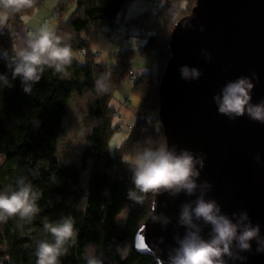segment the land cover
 Listing matches in <instances>:
<instances>
[{"label":"trees","instance_id":"16d2710c","mask_svg":"<svg viewBox=\"0 0 264 264\" xmlns=\"http://www.w3.org/2000/svg\"><path fill=\"white\" fill-rule=\"evenodd\" d=\"M46 0H35L33 9L9 18V28L0 31V74L9 84L0 83V190L15 188L18 177H25L39 193L38 211L29 220L19 216L0 222V262L17 257L18 264H36L37 243L52 240L44 223L72 216L77 237L69 241L59 264H85V246L92 244L104 264H158L151 256L135 250V236L152 213L156 194L146 195L143 204L134 203L128 192L134 188L132 171L123 161L132 159L142 142L167 145L160 119H141L132 127L115 153L109 150L113 135L121 129L115 123L117 110L111 107L115 90L133 74L131 60L136 54L152 56L157 63L156 78L150 74L136 79L135 92L148 112L159 110L160 82L171 59L170 43L175 24L192 13L197 0H158L156 10L125 21V11L135 0H60L56 14L60 19L55 31L70 38L73 59L66 75L45 67L41 80L32 91L23 90L21 79H13L7 56L17 43L22 15L42 7ZM72 11V12H71ZM123 23V24H122ZM125 23L139 29L147 42L137 52L117 56L116 65L98 62L92 44L101 31L112 36ZM110 73L109 91L97 94L96 79ZM75 98L84 99L91 120L92 145L82 161L90 167L86 209L78 208L86 189L82 171L75 164L65 165L58 156L65 119ZM113 185L118 187L113 193Z\"/></svg>","mask_w":264,"mask_h":264},{"label":"water","instance_id":"95a60500","mask_svg":"<svg viewBox=\"0 0 264 264\" xmlns=\"http://www.w3.org/2000/svg\"><path fill=\"white\" fill-rule=\"evenodd\" d=\"M169 47L171 59L160 82L159 119L168 147L191 152L200 176L192 196L156 194L152 213L135 236L139 255L164 264L178 246L177 237L186 233L179 221L182 205L200 195L215 200L234 222L246 212L264 237V123L247 114L234 119L221 114L216 100L230 81L248 77L254 85L251 102L264 101V0H197L192 13L175 24ZM182 65L199 69L200 77L181 79ZM155 213L163 214L157 223ZM196 223L207 239L210 226ZM251 245L249 251L234 248V257L242 259L226 257L227 264H264L257 241Z\"/></svg>","mask_w":264,"mask_h":264},{"label":"clouds","instance_id":"9594fccd","mask_svg":"<svg viewBox=\"0 0 264 264\" xmlns=\"http://www.w3.org/2000/svg\"><path fill=\"white\" fill-rule=\"evenodd\" d=\"M34 4L35 0H0V31L9 28L8 21L12 15L33 9ZM21 19L27 22L29 17L22 15ZM18 40L13 44L12 55L6 58L13 79L20 78L27 93L41 80L45 67L66 75L73 59H79L73 52L70 38L58 35L47 23L34 31H27ZM179 71L183 80L198 79L201 75L199 69L188 65H182ZM109 80V72L96 79L97 94L109 91ZM0 83L9 84L6 74H0ZM253 87L248 77L230 81L222 90V97H216L219 112L233 119L247 114L250 119L264 123V101L258 104L251 102ZM123 161L132 171L134 188L129 190L128 198L134 203L142 205L149 193L175 195L184 192L192 196L199 187L197 160L187 150L177 153L175 147L154 146L149 138L142 142L132 159L125 157ZM199 164L202 168L203 160ZM204 186L211 187L207 181H204ZM38 199L39 193L33 185L25 177H18L15 188L0 190V222L15 216L30 221L38 211ZM162 216V213H155L153 221L159 222ZM179 221L186 228V233L183 238L177 237L178 246L170 251L168 264H227L226 257L242 259L234 257V248L240 252L249 251L253 240L257 241V251L264 252L260 226L254 225L246 212L242 220L234 222L221 212L215 200L206 199L203 195L197 196L192 203L182 205ZM196 221L210 226L207 239ZM44 229L52 240L44 239L37 243L36 264H59V258L67 252L66 245L69 241L75 242L77 237L74 218L63 216L54 223L46 220ZM84 257L85 264H104L92 244L85 246ZM158 264H164V261L159 260Z\"/></svg>","mask_w":264,"mask_h":264},{"label":"rangeland","instance_id":"374dc122","mask_svg":"<svg viewBox=\"0 0 264 264\" xmlns=\"http://www.w3.org/2000/svg\"><path fill=\"white\" fill-rule=\"evenodd\" d=\"M60 0H46L42 7L33 10L26 14L29 19L23 20L20 29L17 32L18 38L22 37L27 31H34L41 25L47 23L49 28L54 30L59 19L56 14ZM156 1L151 0H135L130 3L125 11L126 20L130 21L141 14L154 11ZM72 12V11H71ZM69 15V14H68ZM65 16L64 20L68 18ZM64 15L60 18L62 19ZM123 24V23H122ZM5 28L4 30H6ZM3 30V31H4ZM117 30V31H116ZM112 36H108L105 31L99 32L95 41L92 44L94 53L98 56V62L108 66L116 65V58L118 55L128 51L137 52L144 47L147 40L141 36L140 30L125 23L122 27L113 30ZM79 56L82 62L83 57ZM158 66L156 60L152 56H143L136 54L131 60V72L135 74V78L142 76L145 71H150L152 76L156 78L158 73ZM136 79L132 80L130 77L126 78L121 85L115 90L111 107L117 110L115 123H119L121 129L118 130L109 142V150L115 153L120 148L123 141L127 139L131 127L141 119L155 120L158 124L159 113L148 112L142 107V99L135 92ZM92 131L91 120L88 109L84 99L75 98L71 104L70 112L65 119L64 134L61 139L60 152L58 156L62 159L65 165L75 164L82 168V185L87 190L78 208L80 210L86 209L87 192L89 185L90 167L82 161L83 154L92 145V138L90 133ZM113 193L116 194L118 187L113 185ZM5 261L0 262L4 264ZM7 264H18L17 257L11 260H6Z\"/></svg>","mask_w":264,"mask_h":264},{"label":"built area","instance_id":"2783aa9c","mask_svg":"<svg viewBox=\"0 0 264 264\" xmlns=\"http://www.w3.org/2000/svg\"><path fill=\"white\" fill-rule=\"evenodd\" d=\"M151 1H156V0H151ZM154 3H155V9H153V10H156L158 3L157 2H154ZM58 17H60V13H58ZM130 78L132 80H134L135 79V75L134 74H131Z\"/></svg>","mask_w":264,"mask_h":264},{"label":"crops","instance_id":"0c3cea01","mask_svg":"<svg viewBox=\"0 0 264 264\" xmlns=\"http://www.w3.org/2000/svg\"><path fill=\"white\" fill-rule=\"evenodd\" d=\"M117 31V30H116ZM139 48H143V47H139ZM134 74V73H133ZM148 74H150L151 76H152V73H150V71H145L143 74H142V76H146V75H148ZM135 75V74H134Z\"/></svg>","mask_w":264,"mask_h":264}]
</instances>
